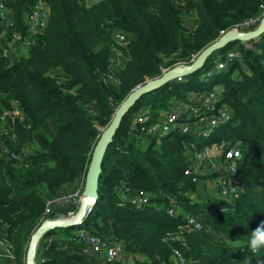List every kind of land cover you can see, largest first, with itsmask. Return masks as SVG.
<instances>
[{
  "label": "trees",
  "instance_id": "1",
  "mask_svg": "<svg viewBox=\"0 0 264 264\" xmlns=\"http://www.w3.org/2000/svg\"><path fill=\"white\" fill-rule=\"evenodd\" d=\"M9 10L10 31L25 34V17L34 0H0ZM49 17L37 42L16 56L0 48V241L11 245L14 264H24L30 236L45 219V197L84 179L92 148L118 104L136 86L161 70L184 66L221 35L246 20L260 18L264 0H44ZM191 24V27H189ZM129 39L128 62L109 76L114 32ZM238 50L239 58L224 62ZM207 73H210L206 76ZM216 94L214 111L229 120L201 141L193 133L147 135L136 127L141 109L149 123L192 94ZM184 110V108H182ZM16 111L19 116L12 114ZM180 115L177 122H184ZM220 140L236 143L241 159L229 180L238 191L230 204L206 188L212 176L183 174L191 144L200 149ZM128 187L150 196L133 208L116 189ZM171 203L177 216L169 218ZM186 216L202 220L203 230L183 228ZM264 221V34L251 48L229 43L211 53L200 69L141 96L122 117L107 146L97 199L80 226L51 230L35 250L34 264H103L81 254L76 231L105 242H119L123 257L144 264H264V248L252 252L247 241ZM49 245L44 246L46 238ZM119 260L113 264H123Z\"/></svg>",
  "mask_w": 264,
  "mask_h": 264
},
{
  "label": "built area",
  "instance_id": "2",
  "mask_svg": "<svg viewBox=\"0 0 264 264\" xmlns=\"http://www.w3.org/2000/svg\"><path fill=\"white\" fill-rule=\"evenodd\" d=\"M263 15V14H262ZM49 17V11L44 0H34L33 6L30 8L25 17V34L10 31L12 28V20L10 19L9 10L0 2V48L3 56H16V52L23 53L30 47L34 46L38 37L46 25ZM261 18V17H260ZM260 18L246 20L235 26L232 31L247 32L256 28ZM113 46L110 49L108 59L109 76L121 69L129 60L127 47L129 39L125 33L114 32L112 35ZM249 48L248 45H243ZM11 53V54H10ZM239 58L238 50L234 49L225 54L224 62L216 63L214 70H221L226 62H230ZM165 70L162 69L161 73ZM210 73H207L208 76ZM216 94L214 92L206 94H192L188 97V104L173 105L168 112L162 113L154 118V122H150L151 116L147 109H141L135 117L133 128L134 132H141L147 135L163 136L168 132L179 131L180 133H193L197 139L204 141L212 137V132L219 125L225 124L229 120V113L226 109L218 107L215 115L209 111H214ZM184 108V110L182 109ZM14 117L19 113L14 111ZM180 115L183 116L184 122H177ZM1 153L7 155L10 159L16 161L17 164L23 162L24 154L14 156L9 153L3 143L0 145ZM215 152L216 158H210L209 152ZM192 158L188 159V165L183 174L190 177L191 182H197V176H212L209 180L215 195L219 200L230 204L238 198V191L229 176L236 171L239 160L241 159V149L236 143H229L225 140L212 143L209 146H203L200 149L195 148L191 144L189 151ZM205 165V169L202 166ZM83 180L70 186L68 190H61L56 196L45 197L43 205V216L47 217L51 214L54 206L68 205L72 210L67 211L60 218H70L74 215L81 198ZM118 198L121 203L129 205L133 208H141L148 204L150 196L141 190H133L128 187L116 189ZM165 215L169 218L177 216L175 207L171 203L165 209ZM183 228L194 231L203 230L202 220L197 216H186L183 220ZM73 238L80 243L81 254L86 257H97L103 264H113L122 260L123 264H144L143 259L138 257H123L122 246L119 242H105L97 235L90 234L84 230L76 231ZM52 238L48 237L43 244L47 247ZM11 245L5 241H0V264L14 263ZM177 264H182L183 260L177 252H173Z\"/></svg>",
  "mask_w": 264,
  "mask_h": 264
},
{
  "label": "water",
  "instance_id": "3",
  "mask_svg": "<svg viewBox=\"0 0 264 264\" xmlns=\"http://www.w3.org/2000/svg\"><path fill=\"white\" fill-rule=\"evenodd\" d=\"M264 34V13L257 26L252 31H228L217 40L203 48L193 61L184 66H174L165 70L159 77L147 80L134 87L126 97L115 108L111 120L104 129H100V134L92 148L87 170L83 179L81 198L75 213L70 218L45 219L35 229L30 236L24 257V264H34L36 245L45 233L60 228H71L80 226L83 218L89 213L97 199V184L101 168V162L107 146L117 130L122 117L143 95L148 94L166 83L190 75L200 69L205 59L213 52L223 48L229 43H240L251 48V42Z\"/></svg>",
  "mask_w": 264,
  "mask_h": 264
},
{
  "label": "clouds",
  "instance_id": "4",
  "mask_svg": "<svg viewBox=\"0 0 264 264\" xmlns=\"http://www.w3.org/2000/svg\"><path fill=\"white\" fill-rule=\"evenodd\" d=\"M247 247L251 249L252 252H257L264 248V221L258 223L257 227L251 230Z\"/></svg>",
  "mask_w": 264,
  "mask_h": 264
},
{
  "label": "crops",
  "instance_id": "5",
  "mask_svg": "<svg viewBox=\"0 0 264 264\" xmlns=\"http://www.w3.org/2000/svg\"><path fill=\"white\" fill-rule=\"evenodd\" d=\"M208 156L210 158H216L217 157V154L215 152L211 151V152L208 153ZM190 157L192 158V154H191V152H188L187 153V159H189ZM202 169L203 170L205 169V165L202 166ZM206 186L210 190L209 192H211V194H213L214 196H216L215 193H214V190L211 187V182L210 181H206ZM69 188L70 187L68 186V187H66L64 189L65 190H68ZM70 210H72V208L70 206H68V205L54 206L52 208L51 215H53L55 217L54 219H60V218H62L65 215V213L67 211H70ZM12 264H14V263H12Z\"/></svg>",
  "mask_w": 264,
  "mask_h": 264
},
{
  "label": "rangeland",
  "instance_id": "6",
  "mask_svg": "<svg viewBox=\"0 0 264 264\" xmlns=\"http://www.w3.org/2000/svg\"><path fill=\"white\" fill-rule=\"evenodd\" d=\"M189 27H191V24H189ZM11 54V53H10ZM19 55H17V57H18ZM206 190H208V191H210L208 188H206Z\"/></svg>",
  "mask_w": 264,
  "mask_h": 264
}]
</instances>
